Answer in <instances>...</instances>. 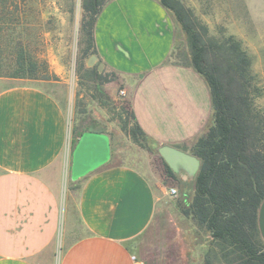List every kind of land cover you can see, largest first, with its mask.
<instances>
[{"label":"crops","instance_id":"1","mask_svg":"<svg viewBox=\"0 0 264 264\" xmlns=\"http://www.w3.org/2000/svg\"><path fill=\"white\" fill-rule=\"evenodd\" d=\"M94 38L98 68L116 76L149 140L192 154L215 116L206 79L173 59L188 39L174 14L159 0H109ZM57 77L0 78V264H143L137 242L160 223L169 190L110 160L63 199L73 138ZM258 223L264 243V200ZM176 224L209 258L210 235L183 216Z\"/></svg>","mask_w":264,"mask_h":264},{"label":"trees","instance_id":"2","mask_svg":"<svg viewBox=\"0 0 264 264\" xmlns=\"http://www.w3.org/2000/svg\"><path fill=\"white\" fill-rule=\"evenodd\" d=\"M108 1L83 0L84 57L97 54L95 25ZM159 1L174 14L188 37L190 52L178 48L173 59L206 79L215 116L213 127L192 149L201 161L193 181H182L163 160L165 178L181 184L176 208L201 232L210 235L209 244L217 249L224 264H264L258 223L264 200V112L256 106L258 87L251 58L233 35L212 36L209 27L182 0ZM22 3L27 0H0V78L57 81L48 62L40 60L22 41L16 43L13 61L4 57L3 40L10 30L5 26L20 21ZM100 81L108 79L100 77ZM122 111L126 115L123 129L131 139L144 147L150 145L130 101L125 102ZM97 127L89 124L77 128L73 150L84 133H106Z\"/></svg>","mask_w":264,"mask_h":264},{"label":"rangeland","instance_id":"3","mask_svg":"<svg viewBox=\"0 0 264 264\" xmlns=\"http://www.w3.org/2000/svg\"><path fill=\"white\" fill-rule=\"evenodd\" d=\"M182 1L209 27L212 36L233 35L242 43L251 58V70L258 87L256 106L264 112V0ZM82 3L83 0H27L22 3L20 21L5 26L10 30H6V40H3L4 57L8 62L13 61L16 43L22 41L40 60L48 62L52 74L64 76L65 83L58 85V91L66 101L72 138L77 128L97 124V128L106 131L111 138L112 163H135L156 187L180 188V182L165 178L164 161L158 152L160 146L153 143L141 146L123 129L126 115L122 108L128 100L121 95L122 87L116 84L117 78L100 72L98 62L89 64L94 54L84 57ZM179 48L189 53L188 39L184 38ZM59 68L61 72H57ZM100 77L108 81L102 82ZM63 180L62 197L67 199L78 191L81 181H72L71 169ZM178 197H172L169 192L162 198L158 214L161 224L155 225L141 242H137L136 249L143 264H206L207 259L209 264H224L217 249L211 247L210 256L206 258V252L204 255L196 251L194 241L185 233L182 239L177 236L176 223L182 216L176 208ZM62 251L60 242L57 257Z\"/></svg>","mask_w":264,"mask_h":264},{"label":"water","instance_id":"4","mask_svg":"<svg viewBox=\"0 0 264 264\" xmlns=\"http://www.w3.org/2000/svg\"><path fill=\"white\" fill-rule=\"evenodd\" d=\"M95 62H97L96 56L90 59L89 64L93 65ZM99 71H103L102 66H99ZM158 152L172 171L183 181H193L199 173L201 161L193 154L170 145L160 147ZM111 158L112 141L108 134L84 133L72 153V181L76 182L87 177L105 166Z\"/></svg>","mask_w":264,"mask_h":264},{"label":"built area","instance_id":"5","mask_svg":"<svg viewBox=\"0 0 264 264\" xmlns=\"http://www.w3.org/2000/svg\"><path fill=\"white\" fill-rule=\"evenodd\" d=\"M121 95L124 96V95H125V92L122 91V92H121ZM68 124H69V122H68ZM69 129H70V127H69ZM169 192H170V195H171L172 197H178V196H179V191H178V189H176V188H170Z\"/></svg>","mask_w":264,"mask_h":264}]
</instances>
